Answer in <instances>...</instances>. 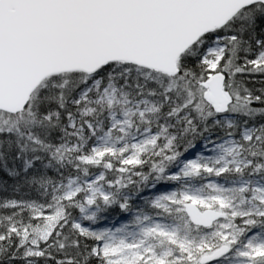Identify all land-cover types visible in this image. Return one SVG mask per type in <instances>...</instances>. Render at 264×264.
<instances>
[{
    "label": "snow or ice",
    "instance_id": "1",
    "mask_svg": "<svg viewBox=\"0 0 264 264\" xmlns=\"http://www.w3.org/2000/svg\"><path fill=\"white\" fill-rule=\"evenodd\" d=\"M0 264H264V0H0Z\"/></svg>",
    "mask_w": 264,
    "mask_h": 264
}]
</instances>
